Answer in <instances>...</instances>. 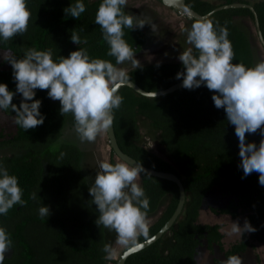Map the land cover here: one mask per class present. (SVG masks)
<instances>
[{"label":"trees","instance_id":"trees-1","mask_svg":"<svg viewBox=\"0 0 264 264\" xmlns=\"http://www.w3.org/2000/svg\"><path fill=\"white\" fill-rule=\"evenodd\" d=\"M75 2L27 0L31 11L27 32L7 42L0 38V50L19 59L28 48L52 49L55 60L58 56L67 57L71 51L85 48L90 57L115 63V58L107 55L109 47L102 38L100 27L95 24L100 0H83L86 11L79 20L66 16L63 11ZM185 2L200 14L225 3H250L257 13L264 38V0ZM239 16L253 21L252 12L244 7L217 10L208 18L220 26L226 24L234 51L233 63L251 67L255 64L253 47L248 34L234 21ZM187 21L190 28L197 20L188 17ZM73 30L79 33L82 41L86 39L87 44H73L70 39ZM124 31V39L136 53L139 52L145 44L143 30ZM7 64L0 68V83L7 84L8 89L15 92L12 68ZM141 65L142 68L134 70L132 67L127 72L130 80L144 90L164 89L182 79L175 78L177 72L183 71L179 60ZM35 91L34 99L42 102L39 111L45 117L43 125L25 131L15 124V132L8 135L0 130V152L10 149L30 154L18 158L10 154L0 157V163L9 174L18 178L25 202L15 205L7 215H0V227L7 230L13 241L4 264L115 263L116 259L109 258L103 251L104 245L108 244L106 228L95 223L98 212L88 191L93 182L86 178L82 167L83 150L78 144L64 139L66 128L73 126V117L71 114L60 115V103L48 98L47 90ZM118 94L123 97V103L119 109L113 110V128L120 149L149 168L174 173L186 193L182 211L171 227L152 244L130 254L124 264H197V251L203 244L209 252L216 246L225 260L230 255L244 252L254 242L264 245V186L259 184L258 173L244 176L239 166L241 161L234 126L227 122L224 110L214 106L211 99L214 93L202 85L193 90L181 87L155 98L138 94L128 86H122ZM21 99L16 93L12 103L18 107ZM1 111L14 118L11 109ZM138 116L149 120L150 126L158 133L159 144L171 160L141 143ZM260 139L259 131L246 134V142H254L257 146ZM112 156L111 151L109 162L114 164ZM44 164H49L47 169ZM224 180L239 181L242 191L228 198L224 206L210 207V211L232 219L243 216L244 222L247 220L255 229L254 232H244L229 247L224 246L220 224L198 222L204 198L212 189L221 187ZM140 185L150 201L147 214L156 212L166 200L160 215L149 224V238L174 212L179 191L175 182L144 172L140 176ZM32 193H37V199L31 198ZM42 205L49 207L48 217L39 215L38 209ZM167 237L170 241L165 245ZM147 238L141 236L139 242ZM213 263L217 264L218 260L214 258Z\"/></svg>","mask_w":264,"mask_h":264},{"label":"clouds","instance_id":"clouds-1","mask_svg":"<svg viewBox=\"0 0 264 264\" xmlns=\"http://www.w3.org/2000/svg\"><path fill=\"white\" fill-rule=\"evenodd\" d=\"M128 0H100L95 14V24L101 29L102 38L109 50L107 55L115 58V63L107 59L90 57L87 49L78 48L67 57L53 59L52 49L28 48L22 58L5 56L12 68L15 92L7 84L0 83V109H11L16 125L24 129H35L43 125L45 117L40 113L41 100L34 99L35 90H47L48 98L59 101L61 116L73 117V128L81 143L95 142L101 134L107 133L114 122V109H119L123 97L119 88L130 80L128 72L120 67L131 63L133 69L142 68L135 58L134 48L124 39L125 29L134 31L150 25L153 32L156 24L141 14L137 16L126 11ZM66 16L79 20L86 11L83 0H76L64 10ZM187 11V10H186ZM208 13V17H211ZM205 17L192 23L186 33L190 47L178 56L183 71L176 74L182 78V87L193 90L205 86L214 94L211 99L217 109H223L227 122L234 126L238 138L240 167L244 176L258 173L259 184L264 186V59L251 67L233 63L234 51L228 39L225 26ZM31 11L27 0H0V38L7 42L28 30ZM73 44H87L78 32L72 31ZM159 63L157 64V67ZM16 93L22 97L19 106L12 103ZM156 93H154L155 98ZM259 131L261 139L257 146L246 142V134ZM64 154L61 153V156ZM144 172L141 164L133 166L124 159L111 163L106 158L99 161L94 182L88 191L95 204L98 216L96 225L114 231L116 243L125 249L124 255L137 252L143 245L141 236L149 234V198L144 188L137 182ZM23 190L18 178L10 175L0 163V215H7L15 205H23ZM33 200L37 193H32ZM41 217H48V206L38 209ZM255 229L245 220L243 227L231 222L229 235H242ZM13 246L7 230L0 227V264H4L6 253ZM103 251L111 257L115 254L109 244ZM221 264H243L242 257L230 255Z\"/></svg>","mask_w":264,"mask_h":264},{"label":"rangeland","instance_id":"rangeland-1","mask_svg":"<svg viewBox=\"0 0 264 264\" xmlns=\"http://www.w3.org/2000/svg\"><path fill=\"white\" fill-rule=\"evenodd\" d=\"M93 1V0H91ZM127 11L131 13L140 12L146 17H150L152 23L156 24V31L153 32L150 25L145 24L144 28L147 31L150 39L144 44V47L135 54V58L138 59L141 64L152 62H170L177 61L179 54L190 45L186 42V33L182 31L185 27L189 28L187 21L188 16L183 13H178L172 8L163 5L159 0H128ZM234 21L239 25L249 36V40L252 43L255 63L261 59H264V50L257 37L256 29L253 21L246 16L235 17ZM155 42V43H154ZM159 42V43H157ZM9 56L8 51L0 50V68L6 67L7 61L3 57ZM120 67L128 71L132 68L131 63H125ZM59 102V101H57ZM138 125L142 133L141 143L156 152L158 155L171 160V157L165 151V149L159 144L157 140V132L150 126L148 119L143 116H138ZM0 130L5 134H13L15 132V122L12 116L6 115L0 109ZM65 140H71L78 144L83 150L82 167L85 172L86 178L90 182H94L96 171L98 170V163L101 160L111 157V150L108 146V139L106 133L97 137L95 142L81 143L76 136L73 126H68L65 130ZM10 154L14 158L29 156V153H22L19 151L5 150L0 152V157ZM49 156L51 153H48ZM44 158V157H43ZM114 162L118 161L117 158L112 156ZM49 159V158H48ZM46 160V158H45ZM45 165V164H44ZM49 164L45 165L47 169ZM140 184V177L137 181ZM242 191V185L237 180H224L221 187L212 189L204 198L203 205L199 212L198 222L214 224L218 223L221 226V232L224 235L223 242L225 247H229L230 244L238 241L240 235H229L231 228V222H238L241 227L244 224V217L240 216L238 219H232L225 215H215L210 211V207H222L226 203L228 198L235 197ZM166 204V200H163L159 209L152 213L147 214L149 224L153 222L160 215L163 207ZM107 243L112 246L115 254L111 259H117L124 250L123 247L116 243V233L106 229ZM169 237L165 238V245L169 244ZM109 256V255H108ZM242 257L243 264H264V245L258 242H254L252 246L238 254ZM218 260L217 264H221V261L225 260L222 253L215 246L212 252H209L205 244L200 246L196 255L197 264H214L213 259ZM107 264H115L108 262Z\"/></svg>","mask_w":264,"mask_h":264},{"label":"water","instance_id":"water-1","mask_svg":"<svg viewBox=\"0 0 264 264\" xmlns=\"http://www.w3.org/2000/svg\"><path fill=\"white\" fill-rule=\"evenodd\" d=\"M159 1L163 5L172 8L174 11H177L178 13H183V14L187 15L189 18H194L197 21L201 20L205 17H208V13L212 14L213 12H215L217 10L226 9V8H237V7L248 8L253 14V23H254V26L256 29L257 37H258L259 42H260V44L264 50V38H263L261 29H260V24H259V20L257 17V13H256L253 5L250 3H245V2L225 3V4L218 5L217 7H215L214 9L209 11L208 13L200 14L197 11H195L194 9L187 6L185 0H159ZM181 85H182V79L175 82L174 84H171L167 88L155 90V91L144 90L143 88H141L137 83H135L132 80H129L123 86L130 87L131 89H133L138 94H141V95H144L147 97H154V93H156V96L165 95V94L174 92L175 90L181 88L182 87ZM106 135H107V139H108L109 149L113 152V155L115 158H117L118 160L124 159L125 161L129 162L133 166L135 165V162L137 164L140 163L139 161H137L136 159H134L130 155L124 153L120 149V147L117 143V140H116L113 125H112V127H110L108 129V132L106 133ZM140 164L144 169V173L175 182L178 186V191H179L178 203H177V206H176L174 212L172 213L170 218L162 225V227L154 235H152L151 237L140 242L143 245V247H142V249H143V248L147 247L148 245L152 244L153 242H155L156 240H158L171 227V225L175 222V220L177 219V217L180 215V213L182 211V208H183V205H184V202L186 199V193H185L184 187L181 183V180L174 173L152 169V168H149V167L143 165L142 163H140ZM124 251H125V249L122 251V253L119 255V257L116 259L115 264H124L126 258L130 254L134 253V252H132V253H129L127 256H125Z\"/></svg>","mask_w":264,"mask_h":264},{"label":"flooded vegetation","instance_id":"flooded-vegetation-1","mask_svg":"<svg viewBox=\"0 0 264 264\" xmlns=\"http://www.w3.org/2000/svg\"><path fill=\"white\" fill-rule=\"evenodd\" d=\"M127 10V9H126ZM129 12V11H128ZM132 14H134V15H137V16H141V14H143V13H141L140 12V15H138L136 12L135 13H132ZM144 15V14H143ZM149 19H150V17H148ZM142 30H143V32H144V34H145V43H147L148 42V40L150 39V36L148 35V33H147V31L145 30V28L143 27L142 28ZM155 43V42H154ZM157 43H159V42H157ZM143 47H144V45H143ZM142 47V48H143ZM138 53V52H137Z\"/></svg>","mask_w":264,"mask_h":264}]
</instances>
